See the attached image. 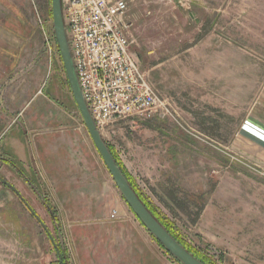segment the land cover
<instances>
[{
  "label": "rangeland",
  "instance_id": "1",
  "mask_svg": "<svg viewBox=\"0 0 264 264\" xmlns=\"http://www.w3.org/2000/svg\"><path fill=\"white\" fill-rule=\"evenodd\" d=\"M125 2L130 51L165 110L104 128L101 137L160 216L223 264L195 229L205 208L233 209L264 231V0ZM47 8L48 0H0V47L23 46L15 79L24 83L15 90L33 100L26 111L33 129L54 135L53 147H94L65 83ZM17 28L23 40L9 35ZM8 162L0 163V177L77 264L73 225L85 217L50 216ZM110 187L126 207L114 182ZM53 248L0 183V264H58Z\"/></svg>",
  "mask_w": 264,
  "mask_h": 264
},
{
  "label": "crops",
  "instance_id": "2",
  "mask_svg": "<svg viewBox=\"0 0 264 264\" xmlns=\"http://www.w3.org/2000/svg\"><path fill=\"white\" fill-rule=\"evenodd\" d=\"M16 30L9 35L23 40ZM22 48L0 47V163L9 161L11 174L26 184L49 215L53 211L85 217L73 225L75 263L178 264L126 203L120 205L95 147H53L54 135L33 129L26 112L33 100L27 99L26 91L17 95L15 90L24 83L15 79ZM19 105L22 112L16 114ZM211 208L203 210L195 229L223 264H264V231L259 234L248 219L243 223L233 209Z\"/></svg>",
  "mask_w": 264,
  "mask_h": 264
},
{
  "label": "built area",
  "instance_id": "3",
  "mask_svg": "<svg viewBox=\"0 0 264 264\" xmlns=\"http://www.w3.org/2000/svg\"><path fill=\"white\" fill-rule=\"evenodd\" d=\"M60 1L78 88L99 133L165 110L130 51L127 2Z\"/></svg>",
  "mask_w": 264,
  "mask_h": 264
},
{
  "label": "water",
  "instance_id": "4",
  "mask_svg": "<svg viewBox=\"0 0 264 264\" xmlns=\"http://www.w3.org/2000/svg\"><path fill=\"white\" fill-rule=\"evenodd\" d=\"M52 10V29L53 35L58 47V51L61 57V62L64 68L65 76L70 87L72 98L76 104L79 114L82 118L84 127L86 128L88 135L99 154L104 166L106 167L109 175L111 176L115 186L117 187L121 197L126 205L130 208L135 218L149 231L150 235L180 264H202L196 260L192 255L179 245L160 223L152 217V214L146 209L138 196L135 194L123 174L121 173L118 165L113 160L109 153L106 143L103 141L101 134L95 127V124L89 114L87 106L83 100L82 93L80 91L77 77L75 75L74 65L69 48V42L66 34V27L62 15V6L60 0H51ZM0 183L11 190L16 195L23 205L29 210L30 214L46 229L42 221L35 216V213L30 209L27 202L21 197L19 192L11 185L6 183L0 178Z\"/></svg>",
  "mask_w": 264,
  "mask_h": 264
},
{
  "label": "trees",
  "instance_id": "5",
  "mask_svg": "<svg viewBox=\"0 0 264 264\" xmlns=\"http://www.w3.org/2000/svg\"><path fill=\"white\" fill-rule=\"evenodd\" d=\"M50 9H51V0H48V8H47V12L46 13H47L48 19L52 21V10H50ZM52 31H53V29H52ZM53 37H54V35H53ZM54 43L56 45V49H57V52H58V55H59V60H60V63H61V66H62V69H63V72H64V68H63V65H62V62H61V57H60V54H59V51H58V47H57L55 38H54ZM64 74H65V72H64ZM65 78H66V76H65ZM65 83L67 84V86H68V88L70 90V87H69V84L67 82V79H65ZM108 150H109V153L111 154L113 160L118 165L121 173L123 174V176L125 177V179L129 183V185L131 186V188L133 189V191L135 192V194L138 196V198L143 203V205L146 207V209L152 214V217H154L160 223V225L164 228V230H166L168 232V234L177 243H179L180 246H182L188 252V254L192 255L196 260H198L202 264H217V262L215 263V261H213L210 257H208L201 249L192 247V246L189 245V243L187 244V242L180 235V233L176 229V227H174V225L172 223H170L169 221H167L166 219H164L162 216H160V214L149 204L148 199H146L145 196L135 186L134 182L132 181V179L130 178V176L127 174V172L125 171V169L122 166V164L119 162L117 156L114 154V152L112 151V149L110 147H108ZM29 207H30V205H29ZM30 209H31V207H30ZM35 216H37L36 213H35ZM50 216L55 217L56 215H55V213H53V211H51ZM55 224H56V222H55ZM55 227H56V229L58 228L57 225ZM45 233L48 236L50 242L52 243V245L54 247L53 249H54V251H55V253L57 255L58 264H71L70 263V257L68 255L67 249H65L64 247L56 244L54 242V239L52 238L51 234L49 233V231L47 229H45ZM161 248L167 254V256H169L172 260H174L175 262H177L178 264H180L162 246H161Z\"/></svg>",
  "mask_w": 264,
  "mask_h": 264
}]
</instances>
